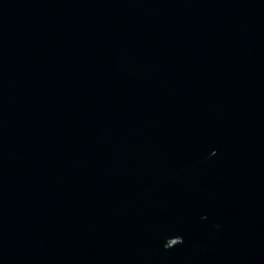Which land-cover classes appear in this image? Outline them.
<instances>
[{"label": "water", "instance_id": "water-1", "mask_svg": "<svg viewBox=\"0 0 264 264\" xmlns=\"http://www.w3.org/2000/svg\"><path fill=\"white\" fill-rule=\"evenodd\" d=\"M0 264H264V0H0Z\"/></svg>", "mask_w": 264, "mask_h": 264}]
</instances>
